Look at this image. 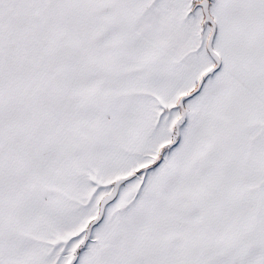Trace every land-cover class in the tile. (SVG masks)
Masks as SVG:
<instances>
[{
  "label": "snow or ice",
  "instance_id": "snow-or-ice-1",
  "mask_svg": "<svg viewBox=\"0 0 264 264\" xmlns=\"http://www.w3.org/2000/svg\"><path fill=\"white\" fill-rule=\"evenodd\" d=\"M0 264H264V0H0Z\"/></svg>",
  "mask_w": 264,
  "mask_h": 264
}]
</instances>
